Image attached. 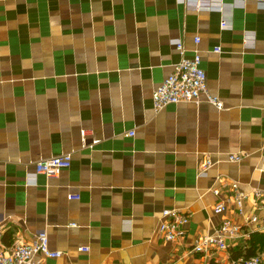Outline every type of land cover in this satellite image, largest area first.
Here are the masks:
<instances>
[{
  "label": "crops",
  "instance_id": "crops-1",
  "mask_svg": "<svg viewBox=\"0 0 264 264\" xmlns=\"http://www.w3.org/2000/svg\"><path fill=\"white\" fill-rule=\"evenodd\" d=\"M222 1L223 10L181 0H0L6 250L42 229L65 252L42 264H233L264 249V0ZM176 38L186 57L201 52L224 109L155 111V88L182 58ZM62 153L73 154L69 168L33 175L36 161ZM207 156L213 165L200 175ZM232 182L250 194L243 213H216ZM165 209L189 215L176 241L157 232ZM226 216L241 224L228 249L193 251Z\"/></svg>",
  "mask_w": 264,
  "mask_h": 264
},
{
  "label": "built area",
  "instance_id": "built-area-1",
  "mask_svg": "<svg viewBox=\"0 0 264 264\" xmlns=\"http://www.w3.org/2000/svg\"><path fill=\"white\" fill-rule=\"evenodd\" d=\"M186 3H195L198 9H224L222 0H181ZM238 1V0H237ZM242 3L244 0H240ZM229 22L224 17L222 26L227 27ZM246 37L251 39L253 36L246 33ZM198 44L200 38L196 37ZM174 45L182 54L181 60L174 65L173 71L155 88L153 92V103L155 111H160L170 104L194 103L200 104L207 102L218 110L225 108L223 99L212 93L206 70L202 66V56L199 50H196L193 57H186L185 45L181 38L172 39ZM217 53L221 52V47H216ZM87 131H82V136L86 139ZM129 135H135V131H130ZM244 155L230 154L229 160L241 161ZM73 154L62 153L51 157L39 159L35 163L33 175L45 174L47 176H58L63 169L69 168L72 164ZM213 165V160L207 156L200 165L199 174L206 175L208 169ZM229 195L226 199L218 201L214 210L216 213H226L231 205L235 206L239 213H243L245 203L250 194L241 189L238 182H232L229 188ZM214 193L220 195L218 189ZM263 193L255 189L252 196L257 203H263ZM70 199H79L77 194H70ZM189 222V215L177 209H165L162 214V220L158 226L157 232L167 241H176L185 234V226ZM4 221L0 218V264H42L40 257L59 258L65 254L62 250L51 249L49 244L48 232L45 229L39 230L34 239L30 242H17L11 250H6L2 243L4 234ZM70 226H76V223H70ZM241 224L225 217L221 224L215 228L212 233L202 235L193 247L197 253L208 252L211 249L226 250L229 247V239H235L240 235ZM88 247H80V250H88ZM233 264H264V249L253 256H241L233 261Z\"/></svg>",
  "mask_w": 264,
  "mask_h": 264
}]
</instances>
